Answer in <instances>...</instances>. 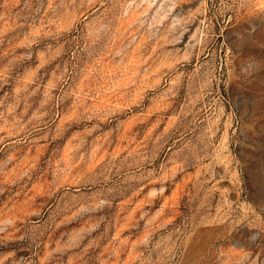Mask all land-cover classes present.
<instances>
[{
    "label": "rangeland",
    "instance_id": "374dc122",
    "mask_svg": "<svg viewBox=\"0 0 264 264\" xmlns=\"http://www.w3.org/2000/svg\"><path fill=\"white\" fill-rule=\"evenodd\" d=\"M0 264H264V0H0Z\"/></svg>",
    "mask_w": 264,
    "mask_h": 264
}]
</instances>
